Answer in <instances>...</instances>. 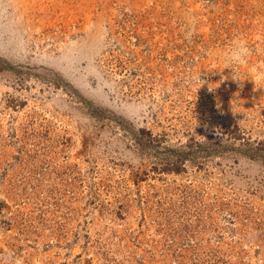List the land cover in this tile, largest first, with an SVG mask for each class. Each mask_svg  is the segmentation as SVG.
Listing matches in <instances>:
<instances>
[{"label": "rangeland", "instance_id": "1", "mask_svg": "<svg viewBox=\"0 0 264 264\" xmlns=\"http://www.w3.org/2000/svg\"><path fill=\"white\" fill-rule=\"evenodd\" d=\"M0 264H264V0H0Z\"/></svg>", "mask_w": 264, "mask_h": 264}, {"label": "clouds", "instance_id": "2", "mask_svg": "<svg viewBox=\"0 0 264 264\" xmlns=\"http://www.w3.org/2000/svg\"><path fill=\"white\" fill-rule=\"evenodd\" d=\"M246 54V50L244 49V46L241 45V44H237L235 47H234V57L235 58H239V57H242ZM234 57H228V62H235V59Z\"/></svg>", "mask_w": 264, "mask_h": 264}]
</instances>
